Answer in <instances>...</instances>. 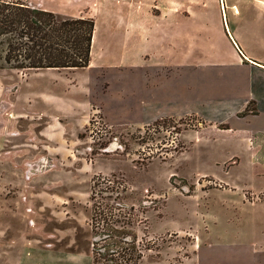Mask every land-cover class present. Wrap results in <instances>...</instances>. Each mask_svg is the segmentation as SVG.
<instances>
[{
	"label": "rangeland",
	"instance_id": "374dc122",
	"mask_svg": "<svg viewBox=\"0 0 264 264\" xmlns=\"http://www.w3.org/2000/svg\"><path fill=\"white\" fill-rule=\"evenodd\" d=\"M25 1L93 17L95 66L126 57L130 68H0V264H94L104 226L131 229L138 264H191L212 220L231 219L216 225L231 234L238 219L264 217V202L251 203L264 200L255 144L206 128L202 111L205 96L223 99L219 75L228 73L210 63L236 58L234 39L264 50V0ZM176 97L183 114L127 120L147 99ZM69 104L80 115L67 122Z\"/></svg>",
	"mask_w": 264,
	"mask_h": 264
},
{
	"label": "crops",
	"instance_id": "0c3cea01",
	"mask_svg": "<svg viewBox=\"0 0 264 264\" xmlns=\"http://www.w3.org/2000/svg\"><path fill=\"white\" fill-rule=\"evenodd\" d=\"M236 11H238L236 9ZM97 41V32L95 30L92 46V59L88 66L89 68H99L104 66H111L113 69L127 70L130 61L124 62L123 60H114L109 63H97L95 59V43ZM176 43V42H175ZM254 43V42H253ZM253 43H247L249 45H243L234 39V45L236 46V58L220 59L219 63L228 74L219 75L220 78V96L223 99L212 101L211 97L205 96L204 107L202 109L203 115L207 120H210L213 124L206 128H212L219 131L221 134H232L234 143L241 144H255V148L252 150V159L254 163V169L259 171L260 175H264V50L258 51L253 47ZM176 45V44H175ZM261 45V44H260ZM264 46V44L262 45ZM262 49V47H261ZM140 58L147 61V53L142 51L139 54ZM143 61V63H144ZM141 63V65L143 64ZM233 65L244 70L242 75H232L234 68ZM121 66V67H119ZM144 72H140L136 75L140 80L145 79L147 75H143ZM125 74V73H124ZM126 78H131L132 75H125ZM133 85V84H132ZM142 91L143 85H136ZM208 88V82H207ZM132 93L134 90L129 88ZM209 99V100H207ZM92 101L87 100L84 102L83 109L85 114L83 118V127L89 122L90 113L94 105ZM125 111L128 109V104L119 103V110ZM127 105V106H126ZM78 105H68L65 109L64 120L72 121L79 117L77 112ZM141 107V108H140ZM140 107L137 108V116L127 119L133 123H150L151 121L163 117L174 116L185 113L186 105L184 101H181L178 97L174 100L169 99H147ZM106 116L112 122L118 121L113 113L105 109ZM112 113V114H111ZM136 113V112H135ZM126 120V121H127ZM226 123L227 125L220 127L217 123ZM67 126V125H65ZM81 130V129H80ZM77 130V133L80 131ZM45 133L48 134L45 129ZM50 141L52 139H49ZM246 146V145H245ZM250 151V150H249ZM251 152V151H250ZM264 186L257 192H263ZM264 202L259 200L258 202H251L254 205ZM221 222L230 224L231 219L221 221L214 219L209 224L213 227L205 226L208 232L207 238L198 237L195 243V252L190 260L191 264H264V217H245L240 218L236 222V232L224 233L222 228H217V224ZM199 241V242H198ZM201 241V242H200ZM203 253L196 251L203 246ZM200 246L198 247V244ZM199 259V261H197Z\"/></svg>",
	"mask_w": 264,
	"mask_h": 264
},
{
	"label": "trees",
	"instance_id": "16d2710c",
	"mask_svg": "<svg viewBox=\"0 0 264 264\" xmlns=\"http://www.w3.org/2000/svg\"><path fill=\"white\" fill-rule=\"evenodd\" d=\"M95 26L93 17H64L25 0H0V68L88 67ZM95 193L93 189L91 199ZM95 214L94 209L93 221ZM130 230L104 226L106 243L101 246L106 250H100V241L94 242V264H100V259L138 264L143 255Z\"/></svg>",
	"mask_w": 264,
	"mask_h": 264
}]
</instances>
